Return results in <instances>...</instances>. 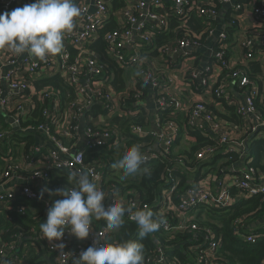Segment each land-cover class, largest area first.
Wrapping results in <instances>:
<instances>
[{
	"label": "built area",
	"instance_id": "1",
	"mask_svg": "<svg viewBox=\"0 0 264 264\" xmlns=\"http://www.w3.org/2000/svg\"><path fill=\"white\" fill-rule=\"evenodd\" d=\"M23 1L0 0V12L21 8ZM77 2L82 15L76 18L73 31L65 35L60 53L41 61L28 54L18 57L9 51L0 63V213H5L9 204L19 199L37 202L43 207L42 216L34 217L36 225L27 239L17 238L19 244L0 242V259L8 264H29L23 250L29 251L37 243L44 249L35 264H72L75 256L94 241L100 245L120 243L116 236L119 228L109 230L102 219L92 220L86 239H77L66 230L61 241L50 243L43 238L39 225L46 221L47 209L53 201L63 197L43 194L41 198L39 187L45 189L44 181L53 169L65 170L69 175L73 171L88 172L90 180L105 193L106 207L122 200L126 207H132L133 213L147 208L137 191H122L105 180L104 171L111 163V156L95 154L102 146L116 149L124 140L109 120L135 114L127 104L131 94L132 106L139 105L138 112L141 110L148 122L145 97L150 94L155 110L153 127L131 125L128 140L133 142L124 148L125 152L133 145L140 146L146 157L141 167L152 164L160 155L170 154L181 131L169 115L178 113L186 117L185 133L196 132L210 141L196 151L199 160H211L219 153L227 160L233 156L237 160L213 177L207 174L196 181L188 180V187L176 199H173L175 188L162 192L154 209H148L156 217L162 215L166 222L151 234L153 247L144 253V264H224L217 255L220 237L211 226L198 222L196 214L198 210L202 211L201 215L205 211L226 210L241 197L264 195V175L249 164L247 149L248 138L264 127L254 102L257 88L243 69L236 67L256 57L264 70V50L259 48L264 46V0H123V5L115 10H111L109 0ZM248 8L252 25L241 29V21L249 18ZM111 16L117 26L103 34L106 56L119 67H134L140 73L135 77V84L125 90L113 89L108 65L90 48L99 36V29ZM191 17L201 21L199 34L184 30V23ZM173 18L178 21V26L171 29L173 38L156 49L157 61H149L143 68L141 48L151 46L156 31L169 30ZM67 44L76 50L72 58ZM230 44L238 48L241 60H233ZM203 49L207 50V57ZM55 74L74 91V98L63 106L55 90L39 89L34 83ZM140 79L144 82L142 85H138ZM228 83L239 92L240 101L225 86ZM182 88L187 91L185 96ZM195 95L202 98L195 99ZM205 96L233 105L242 124L217 116L210 107L211 99H204ZM37 101L44 104L42 120L25 123ZM90 110L96 113L86 116ZM160 112H168V118L162 122ZM239 129L242 135L235 136ZM9 137H15L14 148L5 150ZM28 137L32 139L29 144ZM86 151L90 153L88 160H85ZM179 158L182 162L185 156ZM131 214L126 213L124 219L138 227ZM233 225V233L247 243L255 244L263 238L258 232L241 233L242 228H250L245 226L244 217L235 219ZM175 234L179 235L178 243V238L170 243L160 238L163 235L168 241ZM59 243L64 244L62 251L53 247ZM177 250L190 261L179 262ZM37 254L35 251L33 256Z\"/></svg>",
	"mask_w": 264,
	"mask_h": 264
},
{
	"label": "trees",
	"instance_id": "2",
	"mask_svg": "<svg viewBox=\"0 0 264 264\" xmlns=\"http://www.w3.org/2000/svg\"><path fill=\"white\" fill-rule=\"evenodd\" d=\"M123 5V0H111L110 7L111 10H115ZM175 26H178V21L173 18L169 22V30L161 31L158 30L155 32L151 46L148 48L142 47V56L144 63L142 64L143 68H146L147 62L149 61H157V52L156 49L165 44L167 41L173 38V33L171 29ZM116 28V24L114 18L109 17L103 24V26L99 29L98 38L90 45V48L95 50L100 60L103 63L108 65L110 73L112 75V79L110 80V85L113 89L116 90H125L130 85H128L125 81L126 78L133 73L134 77L137 78V72H135L134 67L121 68L112 60H110L105 54L104 42H103V34L107 31L113 30ZM202 28L201 21L196 17H191L186 20L184 23V30L189 31L190 33H200ZM230 32L229 41L232 40ZM67 49L71 54V58L76 55V50L72 48L70 45H66ZM153 47V48H152ZM233 47V44H230L229 49ZM152 48V50H151ZM264 50V46L259 47ZM259 60L252 59L248 60L244 64H236V67H240L243 71L250 77L257 88V96L254 98L255 106L258 109L259 114L262 116L264 121V72L261 64L259 65ZM130 72V73H129ZM35 86L39 89L48 88L55 90L59 97L60 103L63 106L67 101L74 98L73 89L68 86L65 82L62 81V78L59 74H55L51 77L43 78L41 80H35ZM144 82L142 79L138 80V85H142ZM219 102L226 108H229L228 118L224 116V114H220L217 109L214 108L212 104L210 107L216 113L217 116L222 119L229 121H234L239 124H242L241 118L236 114L235 107L224 100H219ZM128 108L135 111V114L128 115L125 117H113L109 120L113 125H115L119 131V136L127 139L130 136V126L133 124L138 125H146L145 116L143 112H138L139 105L132 106V94L127 99ZM43 102L37 101L35 103V108L33 113L27 119L25 123H36L42 120L41 110L43 107ZM137 111V112H136ZM96 111H88V114H95ZM173 120H175L180 127V135L173 144L172 149L178 145L181 137H189V148L183 150H171L170 154L165 156H159V158L154 161L152 164L141 167L142 169L146 168L147 172L141 171L134 176L128 177L126 179H121L123 172L118 171V175L115 173L117 170L111 167L112 163H114V154L115 149H107L106 146L99 147L98 152L95 155H105L111 156V163L108 168L104 171L105 180L108 178L109 183L117 185L119 188H122V191H137L140 194L142 199V204L147 206V208H151L152 210L155 207L156 202L159 200L162 192L165 189L175 188V192L173 194V199H176V196L181 193L186 187H188V180L196 181L203 176V171L210 166H212L209 170L215 169V172L218 173L219 170L226 168L231 163L235 162L236 156H233L232 160H227L222 154L215 155L211 160H199L195 153L196 151L204 144L210 143L207 138L202 136L199 133L194 132H184V127L186 124V117L183 113H178L177 115L171 116ZM168 118V112H160V121L162 122ZM6 126V125H3ZM264 128V127H263ZM254 137V136H253ZM15 137H9L8 144L5 147L7 149H13L14 144L13 141ZM31 138H26V142L29 144L31 142ZM138 141V140H136ZM131 142H129L130 144ZM27 144V145H28ZM251 148V152H250ZM248 149V157L249 164L252 165L256 170L264 175V172L258 168V162L254 159L252 155L256 152H264V141L263 139H258L254 141L253 145L247 146ZM254 151V152H253ZM253 154L251 155V153ZM89 151H86L85 160L90 158ZM5 154L4 156H6ZM184 155L185 158L180 162L179 156ZM222 159V160H219ZM219 160V161H218ZM218 162V165L213 167V165ZM0 160V166H1ZM175 166V169L172 167ZM69 173L65 170L53 169L50 171L49 177L46 181H44V188L55 191L58 188H61L62 185H66L69 187H75V181L69 180ZM60 197V196H55ZM157 208V206H156ZM43 207L40 203L28 201L25 199H19L18 201L11 202L9 204V209L5 213H0V242L1 241H14L19 244V240L17 238H24L30 236L32 226L36 225V218L42 216ZM210 212V211H209ZM202 211L198 210L196 214V220L202 224L209 225L216 232L217 236L220 237V246L218 248V256L222 258L224 264H264V195L255 194L252 196H248L246 198L241 197L231 208L226 210H218L210 212L209 219L211 221H207L202 218ZM244 217L245 218V226H249L250 228H242L241 233L248 232H258L263 234V238L255 244L247 243L244 241L238 234H234V225L233 221L235 219ZM93 218L92 220H94ZM99 220L95 219V222ZM254 221L260 222V224L253 223ZM252 223L254 226H252ZM258 225V226H257ZM256 226V227H255ZM139 227L136 225L126 221L124 219L123 226L120 227L116 236L118 237L120 243L129 240H139L143 244V252L145 253L148 249L153 247V242L150 240L152 235H148L145 239L140 240L138 237ZM159 232V231H158ZM179 237L178 234H175V237L171 240L166 241V237L160 235V238L167 243H170ZM27 239V238H26ZM180 242V239L176 241ZM189 244V243H188ZM188 244H183L186 247ZM182 245V244H181ZM167 246V245H166ZM23 248V247H22ZM43 246L35 243L34 246L29 247V251L23 250L26 253V257L28 259L29 264H35L34 261L37 260L43 250ZM35 251H38L36 256H33ZM176 256L178 257L179 262L185 263L186 260L190 261L187 258V255L184 254L181 250H177ZM39 260V259H38ZM192 264V263H190Z\"/></svg>",
	"mask_w": 264,
	"mask_h": 264
},
{
	"label": "clouds",
	"instance_id": "3",
	"mask_svg": "<svg viewBox=\"0 0 264 264\" xmlns=\"http://www.w3.org/2000/svg\"><path fill=\"white\" fill-rule=\"evenodd\" d=\"M81 15L82 9L75 0H35L22 8L0 13V49H8L18 56L27 53L43 61L61 52L65 35L73 31L76 18ZM145 161L140 146L133 145L111 167L122 171L121 179H126L141 171L147 172L141 168ZM68 179L75 181V187L41 191V198L45 191L63 197L53 201L47 209L46 221L39 225L43 238L50 243L61 241L66 230L77 239H86L93 218L104 220L109 230H116L123 226L125 214L132 213L130 218L139 227L140 240L166 222L162 215L156 217L148 208L133 213L132 207H126L122 200L106 207L105 193L90 180L88 172L73 171ZM53 247L62 251L64 244H53ZM0 264L8 262L0 259ZM72 264H144L143 244L139 240L103 245L94 241L75 256Z\"/></svg>",
	"mask_w": 264,
	"mask_h": 264
},
{
	"label": "crops",
	"instance_id": "4",
	"mask_svg": "<svg viewBox=\"0 0 264 264\" xmlns=\"http://www.w3.org/2000/svg\"><path fill=\"white\" fill-rule=\"evenodd\" d=\"M89 2L90 1H92V0H88ZM33 2H35V0H24L23 1V3H22V5H21V8L22 7H24L25 5H30L31 3H33ZM75 2L78 4V2H77V0H75ZM110 2H111V0H109V4H110ZM1 13V12H0ZM248 13H249V18H247V19H245V20H242L241 21V29H244V28H247V27H251V25H252V22H251V20L250 19H252L251 18V15H250V8H248ZM114 21H115V19H114ZM115 24H116V22H115ZM116 26H117V24H116ZM254 37H257V35H255ZM206 46H207V44H206ZM230 54H232V58H233V60H237V59H239V60H241L240 59V53L238 54V48H236V46H234L233 45V47H231L230 49ZM9 51L10 50H8V49H0V63H1V61H2V59H4L7 55H8V53H9ZM202 53H203V55H205L206 57H207V50L206 49H203V51H202ZM25 54H27V53H24V54H22V55H19L18 57H22V56H25ZM258 55V54H257ZM255 59H256V57H255ZM254 60V59H253ZM248 61V60H247ZM246 61V62H247ZM234 62V61H233ZM245 62V63H246ZM259 65L261 64V66L260 67H262L261 69H263V64H262V62H261V60H259ZM215 70L216 71H218L217 69H216V67H215ZM263 72H264V70H263ZM125 81H126V83L128 84V85H134L135 84V77H134V75H130L127 79H125ZM225 86H227L230 90H231V92L233 93V97L234 96H238V100L240 101V94H239V92H237V90L236 89H232V86H231V84L230 83H228V84H225ZM182 94L185 96V94H187V91H185V88H182ZM151 96H150V94H148V96L147 97H145V105H146V109H147V112L149 113V116H147V118H148V122H147V125H149V126H151V127H153V123H154V116H155V114H154V112H155V110H154V104H153V101L151 100V98H150ZM200 98H202L201 96H198V95H195V99H200ZM204 99H211V100H209V102H211V104L214 106V108L215 109H217V111L220 113V114H224V116L226 117V118H228V115H229V113H230V111H229V108H226V104H225V107L220 103V102H215L211 97H209V96H205L204 97ZM81 120L83 121V116H81ZM227 121H229V119H226ZM234 122V121H233ZM82 123V122H81ZM237 125H239V123H237V122H235ZM83 130V128H82V125L80 126V131H82ZM242 130L241 129H239V132L238 133H236L235 134V136H240V135H242ZM79 135L81 136L82 134L81 133H79ZM186 140H190L189 139V137H186L185 138ZM258 139H263V141H264V128H262L260 131H259V133L258 134H256L254 137H249L248 138V142H247V146L248 145H250V147L253 145V143H254V141H256V140H258ZM250 152H251V148H250ZM254 152V151H253ZM253 152L251 153V155L253 154ZM252 157H253V160L255 159L257 162H258V168H260L263 172H264V152H262L261 150H260V152H256L254 155H252ZM219 160H222V159H219ZM218 160V161H219ZM218 165V162L216 161V163L213 165V167L215 166H217ZM212 166H210L209 165V167H207L204 171H203V176L201 177V178H203L204 176H207V174H209L210 176H215L214 174L216 173L215 172V169H211V170H209L210 168H211ZM63 187H69V186H66V185H64ZM63 187H61V188H63ZM41 188V189H40ZM43 190V188L42 187H39V193L41 194V191ZM43 194H48V195H50L49 194V192H47V191H45ZM52 197H55L54 195H51ZM120 229V228H119ZM119 231V230H118ZM118 231H117V233H118ZM143 239H145V238H143ZM151 241V240H150Z\"/></svg>",
	"mask_w": 264,
	"mask_h": 264
},
{
	"label": "rangeland",
	"instance_id": "5",
	"mask_svg": "<svg viewBox=\"0 0 264 264\" xmlns=\"http://www.w3.org/2000/svg\"><path fill=\"white\" fill-rule=\"evenodd\" d=\"M130 73V72H129ZM130 75H133V73L132 74H130ZM127 79V78H126ZM129 142H133V140H128V138L127 139H124L117 147H116V149H115V153H113L114 154V162L116 161V160H118V159H120L121 157H122V155H123V152H124V148L125 147H127L128 145H129ZM189 141H187L184 137H181L180 138V140H179V143H178V145L177 146H175L172 150H175V151H178V150H183V149H188L189 148ZM116 175H118L119 173H118V171L115 173ZM106 180L108 181V178H106ZM209 212H203V214H202V218L203 219H205V220H207L208 222L209 221H211L210 219H209Z\"/></svg>",
	"mask_w": 264,
	"mask_h": 264
},
{
	"label": "water",
	"instance_id": "6",
	"mask_svg": "<svg viewBox=\"0 0 264 264\" xmlns=\"http://www.w3.org/2000/svg\"><path fill=\"white\" fill-rule=\"evenodd\" d=\"M252 226H254V224H252Z\"/></svg>",
	"mask_w": 264,
	"mask_h": 264
}]
</instances>
